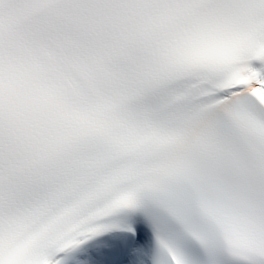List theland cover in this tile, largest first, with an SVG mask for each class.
Here are the masks:
<instances>
[{"label": "snow or ice", "instance_id": "1", "mask_svg": "<svg viewBox=\"0 0 264 264\" xmlns=\"http://www.w3.org/2000/svg\"><path fill=\"white\" fill-rule=\"evenodd\" d=\"M0 264H264V0H0Z\"/></svg>", "mask_w": 264, "mask_h": 264}]
</instances>
